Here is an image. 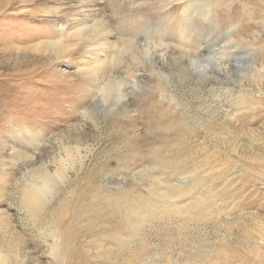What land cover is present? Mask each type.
<instances>
[{
	"label": "rangeland",
	"instance_id": "374dc122",
	"mask_svg": "<svg viewBox=\"0 0 264 264\" xmlns=\"http://www.w3.org/2000/svg\"><path fill=\"white\" fill-rule=\"evenodd\" d=\"M6 1L0 263L264 264V4L209 0L181 39L154 13L135 57L115 39L108 94L86 74L93 51L45 49L76 17L71 0ZM37 187L45 204L31 212Z\"/></svg>",
	"mask_w": 264,
	"mask_h": 264
},
{
	"label": "bare ground",
	"instance_id": "6f19581e",
	"mask_svg": "<svg viewBox=\"0 0 264 264\" xmlns=\"http://www.w3.org/2000/svg\"><path fill=\"white\" fill-rule=\"evenodd\" d=\"M29 1L31 0H21L20 2H24L25 4L26 2ZM97 1L98 0H71L72 6L75 9L76 17L74 19H71L70 23L68 22L65 23V27L67 30L63 34H60V38L57 41L51 42L54 43V45L51 43L46 44L45 49L47 48V50L55 54L61 52L64 53L65 51H67V49H69L67 44H71L70 47L72 48L76 46V48H80V47L84 48L85 51L89 53L93 51L95 56V58L93 57L94 59L92 61L93 66L85 70L86 74L91 73V75H95V74L99 75L100 78L99 84L106 81L102 84V86H99V89L100 91H104L108 94L115 90L118 81H115V79H111V78L107 79L102 64L109 57L118 58L119 54L121 53V49H119V46L117 45L115 39L118 40L120 39L121 43L123 44L122 47L131 50L132 55L135 57L136 38L141 32L148 29V26H150V22L153 16L155 15L154 13L165 14L164 19H166L167 21L166 23L167 26L169 24L171 29L174 28L172 30V33L175 30L174 34L176 35V38L178 37L179 39H181L186 33L185 31H182V29L187 26V23H190L192 20H194L193 18L198 8H200L201 5H203L204 3H206L205 7H210L209 5L212 4L211 2L210 4L209 2H207L209 0H155V2L154 0L150 2L151 1L150 0L146 2L143 1V3H140L139 5H131L126 12L118 10L117 7H112L111 8L113 10L112 14L110 15L107 14L108 16H104L101 14L102 15L101 16L97 12H94L92 10V8L95 9L94 5L95 7L98 5ZM251 1L254 5L264 4V0H251ZM6 3H7L6 0H0V16L5 15L1 13V9L6 5ZM9 4H11V1H9ZM21 5H23V3H21ZM85 5L89 6L88 9H85ZM57 9L58 7L54 8V11H52L56 15L59 11ZM207 9L205 8V12L208 13ZM242 9L245 11V6L242 5L240 7L239 14L245 16L246 14ZM19 12H22L21 16L35 15V10L26 9L22 11L20 10ZM61 25L62 24H59V28L56 31V35L60 33ZM176 25L179 28L178 27L175 28ZM111 26H115L116 29L113 30V28H110ZM71 38L75 40L74 42L69 43V39ZM0 44H1L0 49L2 51L14 48L9 44V42L4 41L3 43ZM31 48L32 46H28V50ZM112 48H115V51H113L114 54H112L111 52ZM36 49L37 48H34L33 50ZM15 50L20 51V47L15 46ZM76 50L77 49H75V51ZM88 56H90V54H88ZM6 171H8V167ZM45 186H47V184ZM41 188L43 189L42 186ZM41 188L40 187H37L36 189L27 188L28 190H25L23 205L26 207L28 211L39 212L40 210L43 209V206L45 204L44 203L45 192L42 191ZM43 190H45V188ZM1 258L2 256L0 255V259ZM0 264H4V262H1Z\"/></svg>",
	"mask_w": 264,
	"mask_h": 264
}]
</instances>
